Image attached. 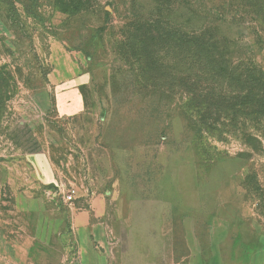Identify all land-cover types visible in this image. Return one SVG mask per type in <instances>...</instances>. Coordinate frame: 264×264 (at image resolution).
Masks as SVG:
<instances>
[{"label":"rangeland","instance_id":"rangeland-1","mask_svg":"<svg viewBox=\"0 0 264 264\" xmlns=\"http://www.w3.org/2000/svg\"><path fill=\"white\" fill-rule=\"evenodd\" d=\"M0 84V264H264V0H0Z\"/></svg>","mask_w":264,"mask_h":264},{"label":"trees","instance_id":"trees-1","mask_svg":"<svg viewBox=\"0 0 264 264\" xmlns=\"http://www.w3.org/2000/svg\"><path fill=\"white\" fill-rule=\"evenodd\" d=\"M178 39V50L182 54L184 50L191 51L194 57L193 66L197 71H200L202 66L206 63L219 65L223 62L230 63V60L225 58L226 51L232 45L231 41L223 38L217 32H212L211 30H205L204 32H196L191 36H181ZM196 57V60H195ZM228 57V56H226ZM225 58V60H224ZM202 65V66H201ZM194 70V69H193ZM195 78H206L205 74L201 75L195 73ZM1 86V84H0ZM196 114L206 113L203 106H196L193 110ZM2 110H0L1 119ZM201 124L205 121V115H200Z\"/></svg>","mask_w":264,"mask_h":264},{"label":"crops","instance_id":"crops-1","mask_svg":"<svg viewBox=\"0 0 264 264\" xmlns=\"http://www.w3.org/2000/svg\"><path fill=\"white\" fill-rule=\"evenodd\" d=\"M82 215L85 216V213L82 212ZM92 231L94 229L90 224H83L82 233L84 236L82 245L79 248L83 256L80 264H111L107 259L108 249L106 242L98 240L96 236H93ZM91 236H93V239Z\"/></svg>","mask_w":264,"mask_h":264},{"label":"built area","instance_id":"built-area-1","mask_svg":"<svg viewBox=\"0 0 264 264\" xmlns=\"http://www.w3.org/2000/svg\"><path fill=\"white\" fill-rule=\"evenodd\" d=\"M75 195H76V191L75 190L69 192V194L66 196V201L68 203H72L75 200Z\"/></svg>","mask_w":264,"mask_h":264}]
</instances>
